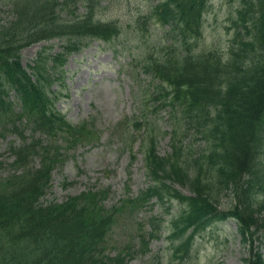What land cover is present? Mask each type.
Wrapping results in <instances>:
<instances>
[{"label": "trees", "instance_id": "16d2710c", "mask_svg": "<svg viewBox=\"0 0 264 264\" xmlns=\"http://www.w3.org/2000/svg\"><path fill=\"white\" fill-rule=\"evenodd\" d=\"M1 1L8 16L0 22V137L15 136L18 143H9L12 171L0 178V264H126L134 253L148 249L165 221L150 217L149 232L139 222L138 249L129 242L114 257L105 254L107 237L119 215L138 214L153 199L167 215L172 203L178 206L167 222L171 260L185 264L196 234L232 219L247 248L242 263L264 264L258 243L264 236V200L255 198V192H264V0L249 1L240 10L245 34L235 33L227 58L215 49L195 52L208 0H161L135 19L138 33L156 24L171 38L160 53L143 47L139 67L159 82L149 95L154 112L171 107L178 116L165 155H158L156 135L147 125L139 151L148 187L114 208L104 205L110 189H89L59 204L41 200L68 150L92 141L87 123L74 125L56 108L57 82L68 56L86 45L83 40L108 43L122 37V51L130 42L127 32L99 17L103 0ZM53 38L64 39L60 52L50 55L42 49L27 69L21 65V50ZM138 120L126 119L127 130L117 135L130 150ZM190 126L205 138L200 152L182 138ZM222 192L231 193L226 211L218 208Z\"/></svg>", "mask_w": 264, "mask_h": 264}, {"label": "rangeland", "instance_id": "374dc122", "mask_svg": "<svg viewBox=\"0 0 264 264\" xmlns=\"http://www.w3.org/2000/svg\"><path fill=\"white\" fill-rule=\"evenodd\" d=\"M209 1L203 22V37L196 43L195 52L215 49L221 56H226L235 33L239 31L238 24L236 25L238 12L253 0ZM155 2L156 0H103L99 17L120 25L127 32L130 42L126 44L124 51L117 53L114 48L119 50L122 37L108 43L83 40L86 45L68 57L63 80L57 82L60 88L56 108L74 125L87 123L92 141L88 145L79 144L68 150L64 163L53 171L51 187L42 202L54 201L59 204L66 198L89 189H110L104 205L106 208H114L115 204L125 198L126 193L134 197L145 189L148 179L144 174L141 153L137 151L139 140L134 145L136 159L132 160V155L123 148L117 137L127 126L124 123L121 126L118 124L127 118L139 117L142 129L137 130L138 134L149 124L156 135L157 153H170L168 132L169 129L172 132L171 126L178 115L166 108L153 111V103L148 100L151 79L139 72V67H135L143 56V47L155 49L154 45L161 46L166 40L163 30L157 25L149 28L147 35L144 34L140 39L134 38L137 31L135 19ZM4 4L0 0V22L8 16ZM64 42V39H51L29 46L21 51L22 65L27 67L41 49H46L49 53L60 51ZM160 49L156 47V50ZM180 123L185 127L183 121ZM186 129L182 136L185 145L189 144L194 152L204 150L205 138L192 126ZM26 133L31 135L29 131ZM11 140L18 142L16 137H0V178L12 171L9 167L12 157L8 154ZM261 159L260 168L264 172V152ZM37 163L38 160L34 159L31 166L34 167ZM261 184L264 185V181ZM254 189L258 191L257 188ZM182 192L187 193L184 189ZM259 192H255L258 193L256 201L263 202L264 192ZM217 203L220 210L226 211L231 205V193L222 192ZM171 206L170 218L178 209L176 203ZM151 216L169 220L163 213V208L158 205L143 208L135 215L129 211L119 215L117 225L107 237L105 254L114 257L129 242L137 250L139 243L134 239L137 237V224L141 222L147 226ZM167 236L168 229L163 227L158 237L151 239L149 250L134 253L127 264H180L177 258L171 260L173 245ZM194 239L190 255L183 260L185 264H243L242 259L247 254V248L241 243L233 220L214 222ZM258 243L264 259V236Z\"/></svg>", "mask_w": 264, "mask_h": 264}, {"label": "bare ground", "instance_id": "6f19581e", "mask_svg": "<svg viewBox=\"0 0 264 264\" xmlns=\"http://www.w3.org/2000/svg\"><path fill=\"white\" fill-rule=\"evenodd\" d=\"M264 200V199H263Z\"/></svg>", "mask_w": 264, "mask_h": 264}]
</instances>
